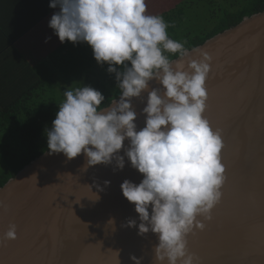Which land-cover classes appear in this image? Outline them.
Instances as JSON below:
<instances>
[{"label": "clouds", "instance_id": "obj_1", "mask_svg": "<svg viewBox=\"0 0 264 264\" xmlns=\"http://www.w3.org/2000/svg\"><path fill=\"white\" fill-rule=\"evenodd\" d=\"M48 7L58 9L47 23L53 35L61 44L90 46L97 65L106 64L114 74L120 94L101 107L105 97L91 86L65 90L51 126L44 129L46 154L72 160L83 153L84 166L111 164L113 171L122 170L127 158L143 178L120 184L139 220L127 219L121 227H135L141 237L156 235L155 264H200L187 251L186 236L204 229L197 217L211 219L225 182L221 132L202 115L211 57L201 52L185 70L182 58L188 50L169 38L162 16L148 14L146 0H49ZM165 53L181 59L173 63ZM153 80L159 87H149ZM133 98L145 104L140 130ZM0 208H5L2 202ZM15 238L16 226L10 223L0 244ZM129 259L142 262L134 255Z\"/></svg>", "mask_w": 264, "mask_h": 264}, {"label": "water", "instance_id": "obj_2", "mask_svg": "<svg viewBox=\"0 0 264 264\" xmlns=\"http://www.w3.org/2000/svg\"><path fill=\"white\" fill-rule=\"evenodd\" d=\"M187 50L185 70L201 52L211 57L202 115L221 132L225 167L220 201L211 219L197 217L205 227L186 236L187 251L200 264H264V10ZM142 98L132 100L137 130L144 126ZM46 152L0 187V237L10 223L16 226V238L0 244V264H133V255L155 264L156 235L121 227L139 220L120 184L143 178L127 158L113 171L111 164L84 166L83 153L67 160Z\"/></svg>", "mask_w": 264, "mask_h": 264}, {"label": "trees", "instance_id": "obj_3", "mask_svg": "<svg viewBox=\"0 0 264 264\" xmlns=\"http://www.w3.org/2000/svg\"><path fill=\"white\" fill-rule=\"evenodd\" d=\"M263 10L264 0H183L159 16L168 24L169 38L192 49L244 17ZM165 54L170 60L179 56ZM47 68L44 67L46 76L41 83L29 87L0 111V187L47 150L44 129L51 126L64 99L63 92L67 89L63 83L67 82L68 88L91 86L100 91L105 97L101 107L120 94L114 74L106 71V64L97 65L91 48L85 56L82 53L76 59L71 58L69 65L62 63L59 71ZM57 87L61 93L56 91Z\"/></svg>", "mask_w": 264, "mask_h": 264}, {"label": "crops", "instance_id": "obj_4", "mask_svg": "<svg viewBox=\"0 0 264 264\" xmlns=\"http://www.w3.org/2000/svg\"><path fill=\"white\" fill-rule=\"evenodd\" d=\"M146 0L147 11L157 13L154 3ZM176 1L182 0H162ZM49 0H0V111L29 87L46 76L44 67L59 71L71 58L86 55L90 46L68 41L61 44L47 26L51 15L58 11L48 7ZM46 37H51L45 42Z\"/></svg>", "mask_w": 264, "mask_h": 264}, {"label": "rangeland", "instance_id": "obj_5", "mask_svg": "<svg viewBox=\"0 0 264 264\" xmlns=\"http://www.w3.org/2000/svg\"><path fill=\"white\" fill-rule=\"evenodd\" d=\"M181 2H183V0L182 1H180V2H176V1H168V2H166V1H162V0H160V1H156L155 3H154V6H155V8H156V11H157V13H159V12H161L162 11V9H166V8H170V7H174L176 4H180ZM148 12V14H155L153 11H151L150 9H149V11H147ZM63 85H64V87L66 88V89H68V86H69V84L67 83V82H65V83H63ZM53 86V85H52ZM51 86V87H52ZM56 91L57 92H59V93H61V91H59V89H58V87H57V89H56ZM50 93L47 91L46 92V95H49Z\"/></svg>", "mask_w": 264, "mask_h": 264}]
</instances>
